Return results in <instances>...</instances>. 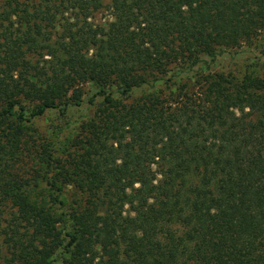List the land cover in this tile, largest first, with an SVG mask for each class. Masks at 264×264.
Segmentation results:
<instances>
[{"label":"trees","instance_id":"obj_1","mask_svg":"<svg viewBox=\"0 0 264 264\" xmlns=\"http://www.w3.org/2000/svg\"><path fill=\"white\" fill-rule=\"evenodd\" d=\"M263 36L264 0H0V264H264V75L210 68Z\"/></svg>","mask_w":264,"mask_h":264},{"label":"rangeland","instance_id":"obj_2","mask_svg":"<svg viewBox=\"0 0 264 264\" xmlns=\"http://www.w3.org/2000/svg\"><path fill=\"white\" fill-rule=\"evenodd\" d=\"M210 68L219 71H232L234 73L251 72L257 75H264V36L252 45H242L233 49L224 51L218 55L213 62H210ZM85 101L80 106H69L65 113L58 110H49L33 120L39 133L52 135L56 131L61 132L60 137L65 139L67 135L73 136L77 130L78 122L86 115L91 114L93 108H90L86 102L95 89L91 84L84 87ZM100 98H97L99 101ZM39 190L34 189L33 193L37 195ZM58 264V263H57Z\"/></svg>","mask_w":264,"mask_h":264}]
</instances>
